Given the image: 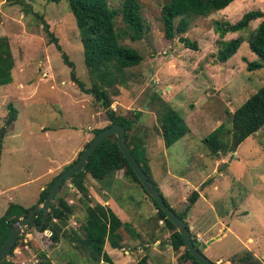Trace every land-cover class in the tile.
I'll return each instance as SVG.
<instances>
[{"label": "rangeland", "instance_id": "obj_1", "mask_svg": "<svg viewBox=\"0 0 264 264\" xmlns=\"http://www.w3.org/2000/svg\"><path fill=\"white\" fill-rule=\"evenodd\" d=\"M24 2L33 14L0 0V37L8 39L14 59L11 83L0 86V129L8 118L7 106L11 104L17 112L0 155V217L10 203L24 208L35 205L40 192L76 160L93 130L108 126L103 109L72 82L70 68L61 58L62 53L68 57L76 77L89 88L92 80L68 4ZM123 2L107 0L110 9L120 8ZM137 2L145 25L143 38L133 42L122 37L120 44L135 49L142 61L126 69L127 84L118 87L111 108L130 118L140 112L131 134L143 141L151 178L171 208L183 213L187 198L198 192L185 215L190 235L201 244L218 237L202 253L215 264H239L238 258L249 252L264 264V127L233 153L230 122V115L264 85V68H246L258 60L248 40L261 19L222 38L215 31L217 22L236 23L249 11L264 15V0H235L223 11L193 16L187 32L172 40L164 38L161 22V8L169 0ZM34 14L48 24L60 51L48 43L41 20ZM115 28L127 30L120 16L115 18ZM179 37L195 42L197 50L185 48ZM238 38L241 44L236 53L219 62L220 43ZM160 99L189 129L170 147H165L159 129ZM221 124L228 152L212 156L202 140ZM85 185L92 204L108 205L129 227V232L119 231L122 249L105 244L113 264H135L143 256L149 264H180L183 249L174 252L166 244L170 232L157 220L148 195L124 170L106 183L86 176ZM58 195L74 207L59 242L51 241L50 231L40 233L26 227L20 235L22 244L7 260L38 264L44 253L50 264H90L87 252L71 233L84 218V202L69 179Z\"/></svg>", "mask_w": 264, "mask_h": 264}, {"label": "trees", "instance_id": "obj_2", "mask_svg": "<svg viewBox=\"0 0 264 264\" xmlns=\"http://www.w3.org/2000/svg\"><path fill=\"white\" fill-rule=\"evenodd\" d=\"M4 1L9 5L21 7L25 13L33 14L31 7L25 3L24 0ZM46 1L54 4L66 2L80 34L84 63L92 83L89 88H86L85 84L76 77L74 64L62 53L61 58L63 63L70 68V79L77 85L82 93L91 95L95 103L103 109L106 120L108 121L107 127L118 124L124 128L125 142L130 148L132 156L148 176L153 186L159 191L151 178L144 143L137 135L131 134L140 112H135L134 117L130 118L123 114H118L111 108L112 97L119 94L118 87H124L127 84L126 69L138 66L142 61L140 54L135 49L120 44L122 37H127L133 42L143 38L145 25L140 14L139 3L137 0H124L120 8L110 9L107 0ZM234 1L235 0H169V2L161 8V22L163 25L164 38L166 40H172L175 35L181 36L185 34L188 30L189 19L191 17H206L212 13L223 11L234 3ZM34 15L41 20L48 43L54 44L56 50L60 51L58 40L49 30L48 24L37 14ZM117 16L121 17L127 29L126 31L118 32L116 30L115 18ZM258 19H261V21L248 40L249 49L256 55L258 60L247 64L246 68L249 71L264 68V15L262 12L258 10L246 12L242 15L240 20L233 24L229 22H217L215 24V31L219 38H222L227 33H234L246 29L251 21ZM179 42L185 48L197 50V44L189 41L188 38L179 37ZM240 44L241 39L239 38L227 42L222 41L217 51V60L221 63L228 61V59L236 53ZM13 68L14 59L9 41L6 37H0V86L11 83ZM7 107L8 118L4 126L0 129V155L3 147V138L7 132V128L11 126L17 116V112L11 104ZM158 120L160 122L159 129L165 147H170L189 132L184 121L162 99H160ZM230 122L232 125V142L236 143L237 146L264 127V85L230 115ZM104 128L93 130L92 139ZM224 130V125L221 124L202 140V143L212 156H217L221 152H228L226 143H224L222 138ZM88 143L85 144L84 148ZM82 151L78 153L76 160L65 167L64 170L79 159ZM121 170H124L125 175L138 183L144 193L147 194L131 170L126 159L119 151L116 144V137L111 135L104 139L94 149L84 169L69 178L73 187L80 194V199L84 202L85 210L83 220L78 221V228L76 230H71V233L73 235V240L81 245L87 252L90 264H113L112 259L105 251V244L108 243L112 249H122V245H120L122 236L119 231L121 228L127 232L130 230L128 225L124 224L108 205H102L100 203L92 204V199L85 185V179L86 176H89L96 182L106 183L115 173ZM55 178L40 192L35 205L29 208H24L14 203L8 205L5 212L0 217V245L7 238L10 233V227L20 215L28 213L44 201ZM67 180L63 181L61 187ZM206 183L208 182H204L203 184ZM109 184L110 182L107 185ZM148 197L156 209L157 220L162 222L164 228L170 232L166 244H168L174 252H179L183 249L178 259L180 264H184L189 260L192 264H198L185 248L184 240L176 231L174 225L166 218L164 212L157 207L156 202L151 199L149 195ZM163 199L166 206H168L179 219L185 220L186 211H188L198 199V192L193 191L187 198L188 204L183 213L175 211L169 206L164 197ZM73 214V205L68 204L63 196L57 195L54 203L49 208V214L44 225L42 227L37 226L34 229L40 233L50 231L51 241L57 243L59 242L62 229L67 226ZM42 216L43 212L41 210L37 211L32 217L33 222L39 225ZM186 226L188 227L187 223ZM27 228L31 229L32 227ZM190 237L195 247H201L202 244L199 243L193 235H190ZM21 238L22 236L18 238L8 255H10L18 245L22 244ZM7 256L0 261V264H13V262L6 259ZM39 258L40 261L38 264H50L44 253H40ZM238 262L239 264H261L260 261L254 258L249 252L239 257ZM135 264L149 263L147 257L143 256Z\"/></svg>", "mask_w": 264, "mask_h": 264}, {"label": "water", "instance_id": "obj_3", "mask_svg": "<svg viewBox=\"0 0 264 264\" xmlns=\"http://www.w3.org/2000/svg\"><path fill=\"white\" fill-rule=\"evenodd\" d=\"M114 135L116 137V144L119 151L122 153L123 157L126 159L128 165L131 170L141 183L145 192L153 199L157 207L164 212L166 218L174 225L176 231L180 234V236L184 240L185 248L191 254V256L196 260L198 264H215L210 261L201 250L206 249L209 245H211L214 241L218 240V237L210 239L205 244H202L200 249L195 247L191 241L189 228L186 226L185 220H181L177 217V215L168 207L163 199V196L160 192L153 186L152 182L145 174V172L141 169L140 165L137 163L135 158L132 156L130 152V148L125 142V130L121 125L113 124L109 127L104 128L97 136H95L88 145L83 149L81 156L79 159L69 166L66 170L62 171L57 175L55 180L53 181L50 190L44 199V201L30 210L28 213L21 214L13 225L10 227V233L7 238L0 245V261L8 255V253L12 250L14 244L18 240L21 232L26 227L36 228L37 226L42 227L48 217L49 208L54 203L55 198L59 194L61 185L63 181L69 179L72 175L82 171L86 166L89 157L91 156L94 149L107 137ZM236 143L232 149L234 153L236 151ZM41 210L43 212V216L41 219V223L36 225L33 222V215L37 211Z\"/></svg>", "mask_w": 264, "mask_h": 264}, {"label": "crops", "instance_id": "obj_4", "mask_svg": "<svg viewBox=\"0 0 264 264\" xmlns=\"http://www.w3.org/2000/svg\"><path fill=\"white\" fill-rule=\"evenodd\" d=\"M180 181H187V180L178 179V182H180ZM102 193L106 194V191H102Z\"/></svg>", "mask_w": 264, "mask_h": 264}]
</instances>
